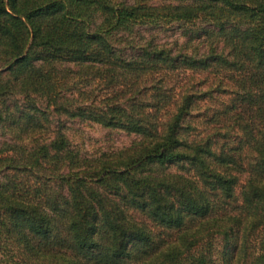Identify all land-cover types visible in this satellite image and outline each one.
<instances>
[{"label":"trees","instance_id":"1","mask_svg":"<svg viewBox=\"0 0 264 264\" xmlns=\"http://www.w3.org/2000/svg\"><path fill=\"white\" fill-rule=\"evenodd\" d=\"M0 129V264H264V0H0Z\"/></svg>","mask_w":264,"mask_h":264},{"label":"rangeland","instance_id":"2","mask_svg":"<svg viewBox=\"0 0 264 264\" xmlns=\"http://www.w3.org/2000/svg\"><path fill=\"white\" fill-rule=\"evenodd\" d=\"M117 1H126L132 2L134 0H117ZM166 0H151L153 3H160ZM138 31L142 32L145 39H153L156 43L166 44L167 47H172L173 49H178L180 45L185 41L182 29L178 28V25L175 24H165L162 27H137ZM191 77V78H190ZM204 78L203 74H194L191 76V73H187L182 79L180 78L178 83L174 85L173 82L168 83L167 85L173 86L174 92H171L172 95L176 97V94L180 92L179 87H184L186 85H194L195 89L197 86L202 83ZM212 82L210 78L205 84H202L201 89H206V87ZM214 97L219 99H227L226 95H218L217 92H214ZM219 100L206 102L203 104L205 107H210L211 112L215 106L219 103ZM197 121V120H196ZM200 129L204 127L201 126ZM48 126L50 127V132L54 131L57 126L62 127L66 136L69 139L70 144L73 147L81 149L84 153L92 154L99 151L118 149L124 146L129 145L134 140V135H129L123 131L115 129H107L99 124L81 121L78 119H69L66 116H58L57 114H50L48 118ZM197 123V122H196ZM3 130L0 129V144L3 141L10 142L12 137L10 134H3ZM202 131V130H200ZM49 132V133H50ZM47 135H50V134Z\"/></svg>","mask_w":264,"mask_h":264}]
</instances>
